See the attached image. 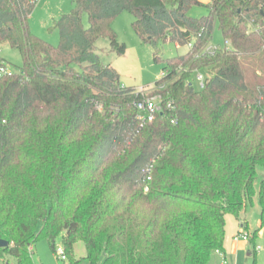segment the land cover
<instances>
[{
	"label": "trees",
	"instance_id": "1",
	"mask_svg": "<svg viewBox=\"0 0 264 264\" xmlns=\"http://www.w3.org/2000/svg\"><path fill=\"white\" fill-rule=\"evenodd\" d=\"M73 2L55 46L31 29L36 0H0V48L23 57L2 72L0 55V259L35 264L37 241L57 253L62 237L64 264H207L264 169V79L242 62L264 71V0H211L200 17L189 12L201 0ZM124 11L143 41L189 46L149 95L123 85L97 51L105 37L126 53L113 27ZM216 23L224 48H208ZM203 69L197 88L190 79ZM153 94L165 109L141 122L137 106ZM259 197L255 253L264 176Z\"/></svg>",
	"mask_w": 264,
	"mask_h": 264
},
{
	"label": "rangeland",
	"instance_id": "2",
	"mask_svg": "<svg viewBox=\"0 0 264 264\" xmlns=\"http://www.w3.org/2000/svg\"><path fill=\"white\" fill-rule=\"evenodd\" d=\"M36 7L30 17L32 31L39 37L49 41L51 44L58 46L60 43V31L56 27V21L64 13H68L74 7L73 0H36ZM202 5L194 6L190 10V15L200 17L209 13L207 4L210 0H201ZM135 17L129 11L122 12L113 22V27L118 35V40L125 43L127 51L125 54H118L111 46L108 38L102 37L96 42L97 51L106 64H112L120 73L123 85L143 90L146 94H151L156 89V82L163 76L164 68L167 65V59L178 54L185 53L189 46H181L175 42H159L157 46L145 42L136 33L133 28ZM87 15L85 23L87 24ZM226 45L224 36L218 23L215 24L213 37L211 38L208 48H224ZM159 52L161 59L155 60V52ZM0 55L6 59L8 71H17L18 67L23 64V57L19 49L11 46L0 48ZM248 71L255 72L260 78L264 79V71L260 70L253 63L246 64ZM252 64V66H251ZM1 74V73H0ZM199 74L207 77L208 71L203 69L196 72L190 79L197 88L201 85ZM155 95V94H153ZM152 95V96H153ZM151 96V95H150ZM264 176V169L260 168V180L256 183L257 193L254 202L237 218L234 214L227 215V232L225 246L228 252V264H264V228L261 229L256 239L257 252L251 242L242 247L243 238L241 233L248 234L260 228L261 222V205L259 197V185L261 178ZM248 221L249 230L241 227V222ZM58 246H63V239L60 237L57 241ZM76 254L79 258L86 254L85 244L80 242L75 247ZM33 258L35 264H64L56 252H54L46 239H40L34 245ZM0 264H16L12 256L6 259H0ZM80 264H88L82 261ZM207 264H224L221 255L214 252L211 260Z\"/></svg>",
	"mask_w": 264,
	"mask_h": 264
},
{
	"label": "built area",
	"instance_id": "3",
	"mask_svg": "<svg viewBox=\"0 0 264 264\" xmlns=\"http://www.w3.org/2000/svg\"><path fill=\"white\" fill-rule=\"evenodd\" d=\"M1 71L6 72L8 70L6 68H3L1 69ZM199 79L201 80V85L204 86L205 76L199 74ZM137 107L139 110L137 118L141 122L152 121L155 118L157 112L163 111L165 109V105L163 104L161 95H156V94L147 97L143 102H140ZM166 108L174 109L175 106L171 101H169L166 103ZM173 121L176 122L175 119ZM240 235L245 242L247 243L250 242V237L248 234L241 233ZM217 252L222 253V251L219 249L217 250ZM57 254L61 260L67 259V254L63 246H58Z\"/></svg>",
	"mask_w": 264,
	"mask_h": 264
},
{
	"label": "crops",
	"instance_id": "4",
	"mask_svg": "<svg viewBox=\"0 0 264 264\" xmlns=\"http://www.w3.org/2000/svg\"><path fill=\"white\" fill-rule=\"evenodd\" d=\"M211 1V0H210ZM209 1V2H210ZM242 62L244 63L245 65V59L242 58ZM248 62V61H247ZM250 63V62H249ZM252 65V64H251ZM247 224H248V221L246 220ZM241 227H242V222H241ZM248 230H249V224H248ZM250 231V230H249ZM250 242H245L243 240V242L241 243L242 247L248 245ZM217 254L221 255L222 259H223V263L224 264H228V252H227V246H225V249L222 251V253H218Z\"/></svg>",
	"mask_w": 264,
	"mask_h": 264
},
{
	"label": "water",
	"instance_id": "5",
	"mask_svg": "<svg viewBox=\"0 0 264 264\" xmlns=\"http://www.w3.org/2000/svg\"><path fill=\"white\" fill-rule=\"evenodd\" d=\"M9 242L7 240L0 238V247L8 246Z\"/></svg>",
	"mask_w": 264,
	"mask_h": 264
}]
</instances>
